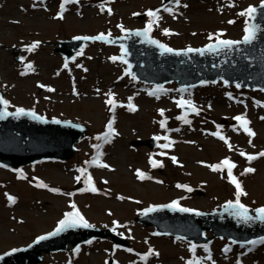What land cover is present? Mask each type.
Wrapping results in <instances>:
<instances>
[{
    "label": "rangeland",
    "instance_id": "374dc122",
    "mask_svg": "<svg viewBox=\"0 0 264 264\" xmlns=\"http://www.w3.org/2000/svg\"><path fill=\"white\" fill-rule=\"evenodd\" d=\"M60 3L61 0H0V87L10 101L9 108H32L49 118L69 119L87 126L86 135L67 161L53 160L16 168L22 169L27 179L19 178L15 169L0 168V253L27 245L54 229L75 202L88 222L102 228L115 227L116 233H123L133 252L115 248L110 238L97 239L80 246L78 253L69 246L63 252L44 254L40 264H105L106 261L109 264L112 260L113 264H145L137 253L143 255L149 247L159 255L149 256L146 264H186L193 256L189 241L157 237L153 227L137 222L135 217L149 205L172 200H178L183 207L208 212L234 199V185L227 179L226 170L212 171L208 166L225 157L238 165L233 174L248 193L241 198L242 203L251 209L264 205V171H261L264 157L258 158L259 172L241 175L246 167L254 168L256 164L246 163V157L239 155L240 151L255 154L264 150V120L260 119L264 116V94L227 86L221 81L210 82L183 93L185 99H191L200 109L199 114L187 113L176 104L181 96L176 91L179 89L176 83L164 85L173 91L156 99L147 94L154 85L133 81L124 73L125 64L110 61L108 57L121 54L120 47L90 41L83 47V55H75L73 59L56 49L57 43L77 35L109 31L111 37L120 36L123 32L117 25L121 23L126 29L143 28L149 9H160L162 17L159 27H153L152 35L174 48L200 47L213 42L208 39L209 33L223 32L220 38L241 39L246 18L238 13L249 5H258L261 0H181L179 8L165 0H79L66 5L64 19H54ZM101 4H104L103 11ZM183 4L188 7L184 8ZM164 5L175 9V18L163 11ZM108 8L112 9L111 15L105 12ZM133 13L141 14L142 18ZM207 15L212 19L204 20ZM229 20L235 22L229 24ZM164 28L174 34L164 35ZM36 40L41 41L39 47L33 52L27 51L24 46ZM21 56L25 57L23 63ZM65 60L68 68H64ZM27 63H32L35 70H26ZM77 64L83 67L78 68ZM21 72L26 74L21 75ZM40 84L46 87L41 88ZM48 87L54 91L49 92ZM109 89L118 102L126 104L127 98L133 96L138 106L134 113L117 107L114 127L119 135L102 148L103 162L110 167L119 166L118 172L85 164L95 154L94 137L105 131L107 120L112 116L105 104L104 94ZM227 92L232 93L233 99L228 98ZM161 108L165 109L164 117L159 115ZM185 113L191 120L190 125L176 119ZM242 113L250 120L255 137L249 138L242 130H233V125L238 123L233 117ZM162 118H167L168 129L179 128L180 131L165 132L158 123ZM217 124L223 126L222 132L233 146L231 150L219 138L210 135L216 131ZM155 135H168L176 143L164 150L158 147L165 142L163 140L157 141L155 148L135 144ZM249 139L252 144L248 143ZM161 151L167 154L161 156ZM177 153L186 155L187 161L195 166L178 172L170 159ZM152 154H155L152 158L163 162V167L151 166L149 156ZM195 159L203 164L195 163ZM80 167L87 168L97 192L79 191L85 187L83 176L79 182L75 179L81 175ZM136 169L144 171L151 179L139 180ZM39 181L60 191L36 187ZM177 184L202 188L205 194L199 196L176 187ZM5 193L17 197V202L9 204ZM113 221L117 224L113 225ZM208 236H212L211 231ZM206 243L216 264H236L237 258L241 264H264V245L251 251L231 245V251L225 253L223 249L230 243L228 239L212 237ZM204 244H196L197 257L207 256Z\"/></svg>",
    "mask_w": 264,
    "mask_h": 264
},
{
    "label": "water",
    "instance_id": "95a60500",
    "mask_svg": "<svg viewBox=\"0 0 264 264\" xmlns=\"http://www.w3.org/2000/svg\"><path fill=\"white\" fill-rule=\"evenodd\" d=\"M255 7L258 11L254 23L258 24L261 29L257 33V39L249 45L240 44L232 49L222 50L219 55L215 53H206L203 56L198 53H188L187 55L182 53L179 56L173 53L161 54L155 45L144 43L142 37L130 34L111 38L114 42L110 44L120 46L121 43H124L128 49L125 59L131 65V71L136 74L137 80L145 83L165 85L177 81L181 88L184 85L198 87L201 85L199 82L202 79L209 82L226 79L229 81L228 85L241 83L240 88L261 91L264 88V15L261 14L264 9H261L260 5ZM137 17L141 18V15H137ZM135 30H131V32ZM125 36H127L126 39H119ZM87 42L74 38L60 41L58 50L70 58L76 54L75 49H80ZM261 92L264 93V91ZM0 95L6 99L1 88ZM2 107L0 105V108ZM23 108L28 111L34 110ZM7 110L15 111V109L9 108ZM183 110L188 111L187 109ZM34 111L37 116L44 119L38 120L31 115L6 116L4 119H0V165L17 168L25 164L53 159L67 160L74 155L76 143L86 134V126L71 120L48 118L38 111ZM55 120L61 122L55 123ZM75 125H80V127ZM143 143L151 148L156 146V141L153 138L135 142L136 145ZM191 189L198 191L200 196L205 194L202 189ZM203 213L205 214L196 215L194 212L185 213L161 208L147 215H144L142 210L136 219L145 225H153L154 233H160L157 236L176 237L179 235L185 237V240L196 243H203L210 239L206 236L207 231H214V236L228 238L230 241L232 239L246 241L264 236V222L244 224L227 213H223L222 208ZM107 237H111L115 244L123 247L129 246V242L124 237L110 229L95 226L93 228H74L39 243L31 242L26 246L18 247L20 251L11 252V249L1 253L0 264H40L44 252L58 253L67 250L70 243L73 248H76L77 245L86 244L85 242L88 240L93 241ZM5 253L11 254L4 255ZM110 264H113V260Z\"/></svg>",
    "mask_w": 264,
    "mask_h": 264
},
{
    "label": "snow or ice",
    "instance_id": "6c2138e0",
    "mask_svg": "<svg viewBox=\"0 0 264 264\" xmlns=\"http://www.w3.org/2000/svg\"><path fill=\"white\" fill-rule=\"evenodd\" d=\"M78 2H79V0H61V3L59 4V11L56 13V16H54L53 18L54 19L58 18L61 20L64 19V13L66 11V5H68L70 3H78ZM172 3L175 4L176 8H179L181 6V0H169V4H172ZM182 6L184 8L188 7L187 4H183ZM260 8L264 9V0H261ZM100 9H101V11L104 10V4L100 5ZM107 11H108L109 15L112 14L111 8H108ZM163 11L167 12L169 14H172L173 18H175V9L172 6L164 5ZM257 11H258L257 7L249 5L247 8L243 9L242 11H240L238 13L239 16L246 18L245 22H244V28H243L244 35H243L241 40L221 39L220 37L223 35V32L209 33L208 34L209 41H214V42H210V43H208V44H206L200 48H193L191 46H188L185 49L176 50V49H173L172 47H169L167 44L162 43L160 40L152 38V36L150 34L153 31V27L154 26L159 27V22L162 19V17L160 16V9H156V10L149 9V10H147L145 15L147 16L148 19H147L145 26L141 29L135 30L134 32H131V30L126 29L122 23L117 25V27L121 30V32L130 34V35H134L136 37H142L144 43L155 45L161 51V54L173 53V54L179 56L182 53L184 55H187L188 53H198L199 55L203 56L206 53H215V54L219 55L222 50L232 49L234 46H238L240 44L249 45L257 39V33L261 30L260 26L256 23H254V21L256 20V17H257ZM261 14L264 15V12H262ZM133 15H139V13H133ZM234 22L235 21H233V20L228 21L229 24H232ZM163 34L164 35H172L174 33H172L170 31V29L164 28ZM193 35H195V33H193ZM73 38L76 40H83V41H103L105 43L114 42L111 39V32L110 31L107 34H105L104 32H101L97 35L75 36ZM126 38H127V36L121 37L119 39H126ZM40 44H41V41L36 40V41H33L32 43H30L28 45H25L24 47L26 48L27 51L33 52L39 47ZM120 50L122 53L121 55H113V56L108 57V59L110 61H112L113 63L120 61L121 63L128 65L124 69L125 75L130 76L133 81L137 80L136 74L131 71V65L125 59V57L128 55V49L125 47L124 43L120 44ZM83 53H84V49H83V47H81V49L76 53V55L81 56V55H83ZM73 59H75V57H73ZM89 59H91V57H89ZM24 60H25V57L21 56L20 57L21 63H23ZM76 67L82 68L83 66L80 64H77ZM64 68H68V61L67 60H65V62H64ZM25 69L31 70V71L35 70L32 63H27L25 65ZM83 70L85 72L88 71L87 68H84ZM20 74L25 75L26 73L21 72ZM57 74H59V73H57ZM122 78L123 77H118V79H122ZM221 79H223V77H221ZM223 82L225 85L229 84V81L226 79L223 80ZM199 83L201 85H204V84L209 83V81L202 79V80H200ZM211 83H216V81L213 80V81H211ZM39 86L41 88L46 87L43 84H40ZM241 86H242L241 83L235 84L236 88H240ZM192 87H195V85H184L181 88L176 89V91L181 93L180 98L178 100H176V104L181 109H187L188 111H190L192 113L199 114L200 109L194 104V102L191 99H185L183 96V93L188 92L189 89ZM47 90L49 92L54 91V89L51 87H48ZM73 91L75 92V87L73 88ZM96 91L99 93L100 90L97 89ZM171 91H173V90L165 88L163 84L157 83L150 90L147 91V94L149 96L155 97L156 99H159L162 94H168ZM261 91H264V88H262ZM104 95L107 97L105 100V104L108 106V110L110 113H112V116L107 120V123L105 125V131L99 133L98 135H96L94 137V139L97 141V143L92 144V148L95 150V154L92 156V158L90 160L85 161V164L95 165V166L100 167V168L113 170L110 168L109 164L103 162L102 157L105 154L102 151V148L105 144L111 143L112 140L116 136L119 135V132L114 127L115 119H116L115 118V111H116L117 107H121V108H126L127 111L134 113V112L138 111V106L134 103V97L133 96H129L127 98V103L124 104V103H120L116 100L115 93L111 89H109V91L106 92ZM226 95L228 96L229 99H233V95L231 92H227ZM238 102L242 103L243 101H238ZM256 104L259 105L260 101H256ZM0 105L3 106L2 108H0V119H4L6 116H21V115H31L33 118L38 119V120L44 119L41 116H37V114L34 110L28 111V110L24 109L23 107H17L14 112H9L7 109L10 105V101L5 99L2 95H0ZM210 107H211V105H209V108ZM158 112H159L160 117L165 116V109H163V108L158 109ZM176 119L182 121L184 124H187V125L191 124V120L187 118V113L177 116ZM233 119L238 122L237 125H233V130H235V131L242 130L249 138L256 136V132L249 126L251 122H250V120L247 119L246 113L236 115L235 117H233ZM260 119L264 120V116H261ZM54 122L60 123L61 121L55 120ZM158 123H159L160 128L164 129L165 132H170V131L178 132V131H180L179 128L168 129L167 128V118L160 119L158 121ZM75 126L80 127V125H75ZM222 128H223L222 125L217 124L216 125V131L211 132L210 135L219 138L231 150L233 146L231 143H229V138L223 134ZM153 139L155 141H161V140L165 141L164 143L158 144V147L161 150L169 149L176 143V141L172 140L168 135H163V136L155 135L153 137ZM189 143H191V142H189ZM248 143L252 144V140L249 139ZM166 154L167 153L164 151H161L159 153V155H161V156H164ZM153 155H155V154H152L149 156V163L151 164V166L153 168L163 167L164 166L163 162L160 160L152 158ZM239 155L242 157H246L247 161L250 163L251 161L256 160L257 158L264 157V150H261L255 154H246L244 151H240ZM170 159L172 160L173 163L178 162L176 156H171ZM0 166H3V165H0ZM208 166L210 167V169L212 171H225L226 170L227 179L229 180V182L231 184L234 185V189H235L234 197L235 198L227 200L223 205L220 206L223 210V213H227L229 216L234 217L235 219L243 222L244 224H252V223L257 222V221L264 222V205H261L259 207L254 208V209H250L248 206H246L241 201V198L247 196L248 193L245 191L240 179H238V177L233 174V169L236 168V164L230 158L225 157L219 163L211 164ZM14 171H16L18 173L19 178L27 179V177L24 175L22 169H15ZM78 171L81 173V175H77L75 177V179H76V181L79 182V181H81V178L83 176V183L85 185V187L80 188L79 191L80 192L90 191L93 193L97 192V188L94 186L93 178L87 172V168L80 167L78 169ZM255 171H256V169L253 167H246L243 170V172L241 173V175L254 173ZM135 174L139 180L151 179L150 176H148L144 171H141L140 169H136ZM157 182L163 183V181H157ZM104 183H107V181H104ZM36 187L49 189L52 192H59L60 191L58 188H49V185L44 183L43 181H39L36 184ZM176 187L186 189L189 192L192 191V189L187 184H177ZM5 195H6V198H7V201L9 204H15L17 202V197L10 195L8 193H5ZM119 198L123 199V197H119ZM70 207H71V210L67 211L63 214V218H61L58 221V223H57V225L53 231L48 232L45 235L37 236L35 238V240L33 241V243H39L40 241L46 240L49 237L55 236L61 232H64L65 230H68V229L93 228L95 226L92 223H89L88 220L85 219V217L83 216V214L81 213L80 209L77 207L75 202L71 203ZM161 208H169L172 210L185 212V213L194 212L196 215H204L205 214V213L200 212V211L193 209V208L182 207L178 200H172L169 204L149 206V207L143 209V214L147 215L148 213L155 212ZM109 214H111V213H109ZM116 224H117V222L113 221V225H116ZM105 227H107V225H105ZM112 230L116 231V228L113 227ZM118 234L123 235V233H118ZM155 235H160V233H155ZM221 238L223 239V237H221ZM183 239H185V237L179 236V235L176 236V240H183ZM85 243L91 244L92 241L88 240ZM189 243H190L189 250L193 254V256H192V258H190L189 260L186 261V264H206L207 261H210L211 264H216V261L212 258L211 252L209 250V244L206 243L202 246L204 251L207 253V256L206 257H197L195 255L197 245L195 243H191V242H189ZM237 243L240 244L241 248H243L245 245H257V244L264 245V236H260L258 239H249L246 241H237L236 239H232L229 244H226L224 246L223 251L225 253H228L229 251H231V245H234ZM29 247H31V245H29ZM114 247L119 248L120 245H114ZM251 250L252 249L249 248V251H251ZM17 251H20V249L13 248L11 250V252H17ZM74 251L77 253L80 251L79 245L76 246ZM127 251L131 253V252H133V249L128 248ZM10 254L11 253H5L4 255H10ZM137 255H139L140 259L142 261H144L146 264L149 256H152V255L158 256L159 253L155 252L151 247H149L147 252H145L143 255H140L139 253H137ZM241 255H243V253H241ZM0 259H2V257H0ZM105 264H107V261L105 262ZM133 264H134V262H133ZM236 264H241V261L239 258H237Z\"/></svg>",
    "mask_w": 264,
    "mask_h": 264
},
{
    "label": "bare ground",
    "instance_id": "6f19581e",
    "mask_svg": "<svg viewBox=\"0 0 264 264\" xmlns=\"http://www.w3.org/2000/svg\"><path fill=\"white\" fill-rule=\"evenodd\" d=\"M203 19H204V20H206V19H207V20H211L212 17L209 16V15H207V16L203 17ZM184 154H185V153H184ZM172 156H176V157H177L178 162H177V163H173L172 160H171V163H172V165L175 167V169H176L178 172L180 171V173H183L184 171H186V170L188 169V167L195 166V165H193V164H190V163L187 161V156H186V155H181L180 153H177V154L172 155ZM195 160H197V161H195V163L198 162L200 165L203 164L201 160H198V159H195ZM244 161H245L246 163H248V164H256V165L254 166V168L256 169V172H257V171L259 172L260 169L257 168V164H258V162H259L260 160H259L258 158H257L256 160L251 161L250 163L247 161L246 158H244ZM235 164H236V163H235ZM236 167H238L237 164H236ZM110 168L113 169V170H110V169H105V170H108L109 172H112V171L118 172V171H120V167H119V166H113V167H110ZM195 169H198V168H195ZM233 170H236V168H234ZM261 171H264V166L261 167Z\"/></svg>",
    "mask_w": 264,
    "mask_h": 264
}]
</instances>
